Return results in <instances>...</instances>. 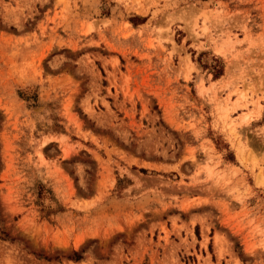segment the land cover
Segmentation results:
<instances>
[{
    "label": "rangeland",
    "instance_id": "1",
    "mask_svg": "<svg viewBox=\"0 0 264 264\" xmlns=\"http://www.w3.org/2000/svg\"><path fill=\"white\" fill-rule=\"evenodd\" d=\"M0 264H264V0H0Z\"/></svg>",
    "mask_w": 264,
    "mask_h": 264
}]
</instances>
